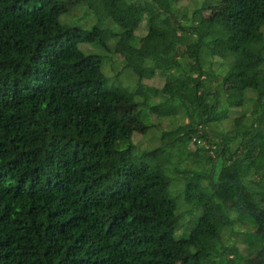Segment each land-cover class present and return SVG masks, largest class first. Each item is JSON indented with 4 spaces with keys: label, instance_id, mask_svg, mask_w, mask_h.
<instances>
[{
    "label": "trees",
    "instance_id": "trees-1",
    "mask_svg": "<svg viewBox=\"0 0 264 264\" xmlns=\"http://www.w3.org/2000/svg\"><path fill=\"white\" fill-rule=\"evenodd\" d=\"M64 1L0 0V264H264V0H213L234 8L216 24L184 23L178 0H85L87 28L59 22ZM112 38L132 50L120 53L130 92L103 86L108 56L78 48L111 55ZM156 74L159 89L142 83ZM227 83L241 111L217 132ZM120 99L144 129L186 120L160 133L151 164L133 163ZM174 152L197 167L166 168ZM166 173L183 175L186 206L197 202L178 235ZM225 232L252 236L245 255Z\"/></svg>",
    "mask_w": 264,
    "mask_h": 264
},
{
    "label": "rangeland",
    "instance_id": "rangeland-1",
    "mask_svg": "<svg viewBox=\"0 0 264 264\" xmlns=\"http://www.w3.org/2000/svg\"><path fill=\"white\" fill-rule=\"evenodd\" d=\"M210 3L212 4L208 5ZM84 4L85 0H65L64 3L55 11L59 14V22L65 25H72L78 18L77 23L79 25H82L86 28L89 27L93 23V20L91 15L83 14ZM175 8L181 12V21H183L184 23H188L193 17H198L205 24H216L219 23L220 16L222 14L232 13L234 11V8L228 5L227 3L219 2L218 4H215L213 3V0H178L177 6ZM145 31L146 29L144 25V20H142L134 34L137 37H141L142 35H144ZM107 44L111 52H113V54L111 55L93 46H88L87 44H79L78 48L81 49V51H83L84 53H93L98 54L100 56L105 55L106 57L108 56L109 59L103 61L100 67L101 73L103 75L104 87L108 88L113 86L123 89L127 92L132 91L134 87V79L133 77H130L128 73H123L122 55H120V53L131 52V48L128 46V44L123 38H119L118 40L116 38L109 39L107 41ZM189 52H191V49H189ZM220 70L222 73L225 72L226 65L220 66ZM142 83L147 87L159 89L162 84V78L156 74L152 79L143 80ZM246 95L248 96L250 95V93H247ZM137 100L138 98L135 97V101ZM240 100L241 98L239 96V91L237 87L234 84L227 83L224 87L222 98L218 106L225 104L226 107L230 109L229 119L226 121H222V123H220L218 127H215V130L217 132L232 130V120L234 116H236L241 111V109H239ZM160 101L161 98H159V100L151 99L149 101L148 106L155 105ZM116 103L117 105L115 107V120L118 123L125 125L131 132V144L133 146L131 155L133 163L135 165H137L138 163L151 164L153 161H155V159L161 155L159 151L160 145L158 140L160 133L169 128H172L176 124H182L186 121L185 119L177 117L176 120H173V123H169L170 120L164 119L161 121L158 127L155 126L144 129L143 126L140 125L139 121L137 122L136 120V108L132 105L131 101L126 99H120ZM242 107L243 103L241 105V108ZM173 108H175V105L170 103L164 105L163 109L166 110ZM149 117L150 118H148L147 115L145 119L140 118L141 123L143 125H148L147 119L150 121L152 120V122L155 121V117L153 115H150ZM202 146L204 147V149L209 148L206 143H203ZM186 147L189 152H193L197 148V146L191 142H189ZM208 154L211 155L210 150L208 151ZM171 155L172 156H168L169 163H167L166 168L177 166L178 169L184 170L185 168L194 169L197 167L190 161L191 158H189V160H186L187 162L178 163L181 158L179 152L171 153ZM166 176L169 179L167 195L169 198L174 200L178 210L183 212L182 218L180 220V228L176 232H174V235H178L181 233L190 216L198 212V210H196L197 202H192L189 206H186L182 202L180 197H177L178 194L181 193V191L183 190L184 186L183 181L180 180L181 178H183L182 174L177 173L175 175L172 173H166ZM172 229L173 227L171 228V230ZM228 235L229 234H227V232L222 233V241H225L226 239L230 238V242L236 246V248L242 255H245L247 247L246 242H250L253 239L252 236L245 235L246 240L245 243H243L241 242V240L229 237ZM253 247H255V244L253 245Z\"/></svg>",
    "mask_w": 264,
    "mask_h": 264
}]
</instances>
